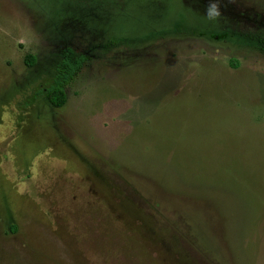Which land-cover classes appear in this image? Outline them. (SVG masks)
I'll return each instance as SVG.
<instances>
[{
    "label": "rangeland",
    "instance_id": "374dc122",
    "mask_svg": "<svg viewBox=\"0 0 264 264\" xmlns=\"http://www.w3.org/2000/svg\"><path fill=\"white\" fill-rule=\"evenodd\" d=\"M219 3L0 0V264H264V0Z\"/></svg>",
    "mask_w": 264,
    "mask_h": 264
},
{
    "label": "trees",
    "instance_id": "16d2710c",
    "mask_svg": "<svg viewBox=\"0 0 264 264\" xmlns=\"http://www.w3.org/2000/svg\"><path fill=\"white\" fill-rule=\"evenodd\" d=\"M263 45V41L259 40ZM86 62L85 57L74 60L64 56L58 66L55 77L43 88L47 98L55 107H62L67 101V87L76 79ZM42 91V92H43Z\"/></svg>",
    "mask_w": 264,
    "mask_h": 264
},
{
    "label": "clouds",
    "instance_id": "9594fccd",
    "mask_svg": "<svg viewBox=\"0 0 264 264\" xmlns=\"http://www.w3.org/2000/svg\"><path fill=\"white\" fill-rule=\"evenodd\" d=\"M205 16L209 21H217L222 17L219 0H209Z\"/></svg>",
    "mask_w": 264,
    "mask_h": 264
}]
</instances>
